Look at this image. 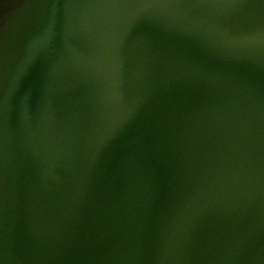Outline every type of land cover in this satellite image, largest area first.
Segmentation results:
<instances>
[{"label": "water", "instance_id": "water-1", "mask_svg": "<svg viewBox=\"0 0 264 264\" xmlns=\"http://www.w3.org/2000/svg\"><path fill=\"white\" fill-rule=\"evenodd\" d=\"M0 264H264V0H0Z\"/></svg>", "mask_w": 264, "mask_h": 264}]
</instances>
